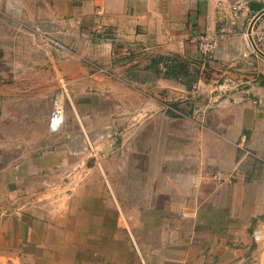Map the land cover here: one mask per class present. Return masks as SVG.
<instances>
[{"label": "crops", "instance_id": "0c3cea01", "mask_svg": "<svg viewBox=\"0 0 264 264\" xmlns=\"http://www.w3.org/2000/svg\"><path fill=\"white\" fill-rule=\"evenodd\" d=\"M8 1L0 0V264H264V238H251L264 228V58L246 37L259 14L252 27L264 30V0H17L16 18ZM201 33L222 35L208 61L189 41ZM227 78L247 82L248 94L217 95ZM58 84L69 101L51 133ZM117 127H134L140 142L120 170L124 216L99 199L92 169L68 214H49L51 191L37 193L45 180L87 156L96 128L107 141ZM215 174L233 179L217 184ZM123 218L131 231L118 229Z\"/></svg>", "mask_w": 264, "mask_h": 264}, {"label": "rangeland", "instance_id": "374dc122", "mask_svg": "<svg viewBox=\"0 0 264 264\" xmlns=\"http://www.w3.org/2000/svg\"><path fill=\"white\" fill-rule=\"evenodd\" d=\"M61 86V84H58L57 89L53 88V90H60L63 88ZM8 90H10V88ZM110 129V127L107 128V134L110 132ZM96 130L98 136L96 139L98 140L95 143L88 140L85 142L84 148L87 156L79 158L77 162H75V168H70V172L72 173L68 172L63 174V172L60 173L58 170H55L52 175L49 176V179L45 178L47 179L45 180L47 181L46 185L42 184L39 191L37 190V193H41L47 189L51 191V195L45 198L50 204L49 214H68L69 208L75 197V188L87 180L89 169H92L90 171V177H95V182L98 186L96 189L97 196L100 197L99 199L105 201L106 204H111L112 213L114 215L120 217L124 216L126 213L125 209L128 207L130 200L127 198L125 190L121 192L122 184L120 182L122 181L120 170L122 167L130 165L135 160V156H137L134 151H136L135 147L139 145L140 142L137 140L138 137H136L135 128L128 127L127 134H125L123 131L120 132V128L117 127L113 129L115 130L113 134H109L110 137H108L107 141L105 140L107 139L105 136L101 137L104 133L102 128H96ZM99 130H102V133ZM125 135L128 136L125 137ZM116 138L117 140H115ZM112 139L113 142L111 141ZM112 152H115V154L111 157L105 155ZM18 160V157L5 159L4 165L7 166L6 163H15ZM147 161H150V159ZM176 161L177 163L180 162V165L181 163L184 164L187 162L183 159H176ZM133 165L134 164H132V166ZM94 172L95 174H93ZM149 191L148 194L150 195L151 190ZM41 203H44V201L41 200ZM181 218L183 219L184 217ZM117 226L118 229L123 231H131V227L124 218L121 219ZM130 240L134 247V240L131 237Z\"/></svg>", "mask_w": 264, "mask_h": 264}, {"label": "built area", "instance_id": "2783aa9c", "mask_svg": "<svg viewBox=\"0 0 264 264\" xmlns=\"http://www.w3.org/2000/svg\"><path fill=\"white\" fill-rule=\"evenodd\" d=\"M212 1L217 5H220L225 0H212ZM241 7H242V3L240 2L231 4V19H230L231 24H235L237 18L239 17ZM7 8L13 13L15 18L18 17V13L21 12V7L19 6L17 0H9L7 4ZM246 37L247 39H249L255 54L264 57V30H259L256 28L254 29L252 27L250 33L247 32ZM221 38L222 35L217 33H201L192 36L189 41L191 44L195 46L200 56L204 60L208 61L212 59L213 51L216 47L217 42ZM46 40H47V44L50 45L51 48L56 50L64 49L59 42L51 39H46ZM252 44L259 51V53L254 50ZM98 72L103 75H110V72L106 69L98 68ZM245 85H248L247 82L236 84L232 80L227 78L215 87L214 92L217 95H220L221 97L233 95L238 91H241L243 94H248V88H243L242 90H240L241 87L242 86L244 87ZM66 101H69V95L66 89L61 88L60 90H58V92L55 94V96L52 99V111L49 118V130L51 133L59 132L63 124ZM232 101L234 103H237V99H232ZM212 178L217 184H224V183L230 184L233 179L231 176L224 178L219 174H215L214 176H212ZM251 238L254 243L261 242L264 238V228L263 227L255 228L252 231Z\"/></svg>", "mask_w": 264, "mask_h": 264}, {"label": "water", "instance_id": "95a60500", "mask_svg": "<svg viewBox=\"0 0 264 264\" xmlns=\"http://www.w3.org/2000/svg\"><path fill=\"white\" fill-rule=\"evenodd\" d=\"M261 14H259L258 16H256V17H254V19L252 20V22H251V24H250V27H249V29H248V33H250V31H251V28H252V26H253V24H254V22H255V20L260 16ZM252 43V42H251ZM253 45V44H252ZM253 48H254V50L256 51V52H258L259 53V51L255 48V46L253 45ZM264 58V57H263Z\"/></svg>", "mask_w": 264, "mask_h": 264}]
</instances>
